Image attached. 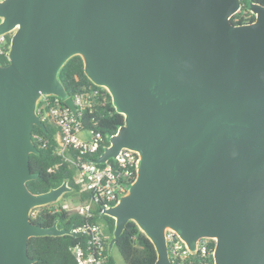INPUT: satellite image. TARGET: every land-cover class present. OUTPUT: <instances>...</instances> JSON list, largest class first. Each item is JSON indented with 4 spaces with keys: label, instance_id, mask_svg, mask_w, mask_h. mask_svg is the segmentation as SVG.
<instances>
[{
    "label": "water",
    "instance_id": "95a60500",
    "mask_svg": "<svg viewBox=\"0 0 264 264\" xmlns=\"http://www.w3.org/2000/svg\"><path fill=\"white\" fill-rule=\"evenodd\" d=\"M241 0H0V264H32L28 240L71 234L30 220L67 182L33 193L36 106L54 95L76 113L58 72L80 56L123 123L93 161L140 156L126 194L101 210L114 220L108 254L132 221L172 264L165 230L190 249L214 240V264H264V5L233 23Z\"/></svg>",
    "mask_w": 264,
    "mask_h": 264
},
{
    "label": "built area",
    "instance_id": "2783aa9c",
    "mask_svg": "<svg viewBox=\"0 0 264 264\" xmlns=\"http://www.w3.org/2000/svg\"><path fill=\"white\" fill-rule=\"evenodd\" d=\"M12 34L13 31L0 34V58L7 62ZM70 97L76 113H73L61 98L54 95H42L37 101L36 112L42 122L48 119L58 130L54 152L75 164L78 168L76 183L80 192L87 193L88 197L84 201H70L60 205H54L52 202L46 206L51 211L64 210L85 219L83 224L71 229L72 233H81L85 237L82 243L78 242L71 249L76 264H108V236L99 224L92 221L94 210L99 207L101 211L114 205L127 193L136 178L140 156L136 151L124 148L106 162L95 163L93 160L97 156L94 159L90 157L101 145L102 135L86 126L83 113L87 109L90 111L95 99L104 98L105 92L87 89ZM32 139L42 148L48 144V139L40 134H34ZM40 207L36 206L30 210L31 221H34ZM165 241L172 264H214V240L210 238L199 239L195 249L190 250L174 231L166 229Z\"/></svg>",
    "mask_w": 264,
    "mask_h": 264
},
{
    "label": "trees",
    "instance_id": "16d2710c",
    "mask_svg": "<svg viewBox=\"0 0 264 264\" xmlns=\"http://www.w3.org/2000/svg\"><path fill=\"white\" fill-rule=\"evenodd\" d=\"M244 5L231 17L233 23H248L254 20V15L248 8L250 0H242ZM264 5V0H251ZM0 64L5 65L7 61L0 58ZM58 79L64 86L67 94L73 96L77 92L89 89H98L105 92L104 98H98L93 101L90 111L87 109L83 113L86 126L100 132L102 135L101 145L97 152L90 157L94 159L103 152L108 145V138L123 123L124 117L117 113L112 105L110 95L101 87L95 85L85 75L83 61L76 55L68 59L58 72ZM102 102H105L104 104ZM45 129L34 127L31 131L34 134H40L48 139L46 147H40L34 139L38 153L29 155V166L31 172L36 176L27 181L28 189L33 193H43L52 188L58 187L66 181L71 188L70 192L74 194V201H84L88 194L80 192V187L76 183L78 168L70 161L64 160L54 152L58 130L50 120H45ZM100 208L94 210L93 222L99 224L100 220L104 223L103 232H107L106 246L112 236L114 220L106 215L100 214ZM40 226L50 227L56 223L58 228L71 230L85 222L82 216L67 211H51L44 205L39 208V212L34 221ZM84 235L81 233H71L64 235H42L31 237L27 244V253L31 258L36 259L32 264H76L75 257L71 249L78 243H82ZM120 255L125 264H154L157 259V253L153 243L138 229L132 221L127 222L123 232L116 241ZM108 253V252H107ZM108 264H115L108 254Z\"/></svg>",
    "mask_w": 264,
    "mask_h": 264
},
{
    "label": "rangeland",
    "instance_id": "374dc122",
    "mask_svg": "<svg viewBox=\"0 0 264 264\" xmlns=\"http://www.w3.org/2000/svg\"><path fill=\"white\" fill-rule=\"evenodd\" d=\"M75 196L76 195H74V194H72V195L71 194H67V195L63 194L61 197L58 198L57 201L53 202V204L54 205H60L64 202H67V203H69L70 201L74 202ZM99 226L103 230L104 223L102 220H100ZM105 234H107V232ZM109 256L112 258V260L114 261L115 264H125L122 256L120 255V253H119V251L115 245L112 246L110 253H109Z\"/></svg>",
    "mask_w": 264,
    "mask_h": 264
}]
</instances>
